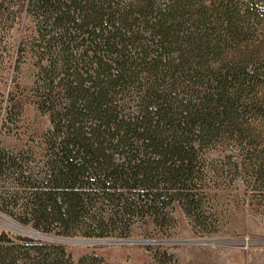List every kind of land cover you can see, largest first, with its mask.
I'll return each instance as SVG.
<instances>
[{"label":"trees","instance_id":"1","mask_svg":"<svg viewBox=\"0 0 264 264\" xmlns=\"http://www.w3.org/2000/svg\"><path fill=\"white\" fill-rule=\"evenodd\" d=\"M244 2L0 0V65L13 84L29 64L51 123L41 168L0 149V180L12 185L0 214L60 239L125 237L135 219L165 231L176 204L207 224L197 185L210 145L240 111L264 116L263 63L210 64L240 25H263L264 0ZM9 98L5 126L20 108ZM22 260L72 264L64 246L0 230V264Z\"/></svg>","mask_w":264,"mask_h":264},{"label":"rangeland","instance_id":"2","mask_svg":"<svg viewBox=\"0 0 264 264\" xmlns=\"http://www.w3.org/2000/svg\"><path fill=\"white\" fill-rule=\"evenodd\" d=\"M204 1L210 7L217 3V0ZM244 1L230 0V3L242 7ZM17 8L13 7L15 11ZM256 24L240 25L245 29L243 36L224 42L215 51L210 58L212 68L224 61L249 63V70L264 64V23ZM21 64L13 84L7 79L8 67L0 65V149L24 154L32 166L41 168L47 154L44 138L51 123L49 116L39 112L35 105L31 67L24 61ZM259 88L264 92V85ZM195 91L204 89L197 87ZM5 93L10 95L9 100L20 104L6 126ZM253 114L240 111L230 118L226 131L213 141L205 155L208 167L197 191L204 194L203 214L207 224L199 225L176 204L170 210L171 220L165 231L150 220L135 219L125 237L93 240L76 237L63 243L54 236L24 233L3 214L0 230L13 240L23 236L44 246H64L72 264H179L178 254L187 260L191 258L193 264H264V177L256 173L260 166L264 170V116ZM11 186L0 180V191ZM29 254L32 258L36 256L34 251ZM27 262L22 260L19 264Z\"/></svg>","mask_w":264,"mask_h":264},{"label":"water","instance_id":"3","mask_svg":"<svg viewBox=\"0 0 264 264\" xmlns=\"http://www.w3.org/2000/svg\"><path fill=\"white\" fill-rule=\"evenodd\" d=\"M19 227V229H21L22 230V232H30V233H32L33 235H35L36 233L34 232V231H32V230H30V229H27V228H24V227H20V226H18ZM37 238H41V237H37ZM42 239V238H41ZM60 241L61 242H63V243H67L68 241H70V239H60ZM80 241H84V240H80Z\"/></svg>","mask_w":264,"mask_h":264},{"label":"crops","instance_id":"4","mask_svg":"<svg viewBox=\"0 0 264 264\" xmlns=\"http://www.w3.org/2000/svg\"><path fill=\"white\" fill-rule=\"evenodd\" d=\"M178 257V260H179V264H193L194 263V260L193 262L191 261V258H189L188 260L187 259H184V257L182 258V256L180 254L176 255Z\"/></svg>","mask_w":264,"mask_h":264}]
</instances>
